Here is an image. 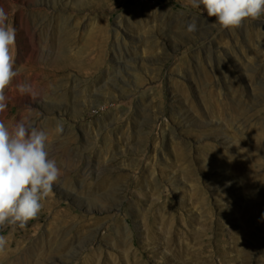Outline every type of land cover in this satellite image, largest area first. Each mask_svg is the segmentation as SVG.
Returning a JSON list of instances; mask_svg holds the SVG:
<instances>
[{
  "label": "rangeland",
  "instance_id": "374dc122",
  "mask_svg": "<svg viewBox=\"0 0 264 264\" xmlns=\"http://www.w3.org/2000/svg\"><path fill=\"white\" fill-rule=\"evenodd\" d=\"M0 7L19 69L0 120L45 130L62 172L24 229L0 228V264H81L91 251L171 264L150 240L175 224L193 243L220 230L216 264H264V15L225 29L191 0Z\"/></svg>",
  "mask_w": 264,
  "mask_h": 264
},
{
  "label": "clouds",
  "instance_id": "9594fccd",
  "mask_svg": "<svg viewBox=\"0 0 264 264\" xmlns=\"http://www.w3.org/2000/svg\"><path fill=\"white\" fill-rule=\"evenodd\" d=\"M203 5L209 17L222 28L241 26L245 20H256L264 15V0H191L193 8ZM195 19L187 24V32L197 31ZM16 30L9 22V14L0 7V113L6 111L5 89L18 76L15 68ZM21 95H37L31 84H18ZM57 134L64 132V125L57 122ZM48 133L35 126L31 120L16 122L11 128L0 120V228L18 226L24 229L35 219L62 175L47 148ZM8 244L0 235V251Z\"/></svg>",
  "mask_w": 264,
  "mask_h": 264
},
{
  "label": "bare ground",
  "instance_id": "6f19581e",
  "mask_svg": "<svg viewBox=\"0 0 264 264\" xmlns=\"http://www.w3.org/2000/svg\"><path fill=\"white\" fill-rule=\"evenodd\" d=\"M31 62L28 61L27 66H30ZM26 72V68L23 70V75ZM149 232L152 231L151 227L147 229ZM211 234L198 243H193L186 236L185 232L173 225L167 233L162 236L160 240H150L154 245L164 252V261L170 262L171 264H216L213 261V254L215 251H219L220 243L217 242V236L221 233L218 229H209ZM226 249L220 252V262L227 263L231 259V252L229 251L230 245L225 239H222ZM129 253L134 255V250L131 245H127ZM145 251V246H142ZM130 264H138L132 256L128 257ZM81 264H105L102 257L96 256L93 259V253L91 255L83 257ZM147 264V261L144 262ZM239 264V263H237ZM263 264V263H260Z\"/></svg>",
  "mask_w": 264,
  "mask_h": 264
}]
</instances>
